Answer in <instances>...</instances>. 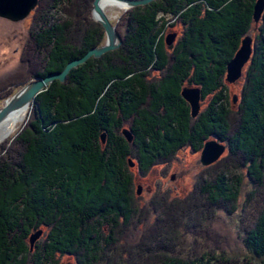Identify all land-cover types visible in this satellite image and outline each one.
Wrapping results in <instances>:
<instances>
[{"label":"trees","instance_id":"trees-1","mask_svg":"<svg viewBox=\"0 0 264 264\" xmlns=\"http://www.w3.org/2000/svg\"><path fill=\"white\" fill-rule=\"evenodd\" d=\"M48 1L56 10L71 0ZM256 2L154 0L134 7L128 12L122 47L88 59L66 81L56 79L36 96V117L21 136L25 150L16 163L0 158V264H55L57 253L74 255L78 264H98L100 244H114L115 228L133 218L130 168L137 163L147 170L157 158L185 144L201 149L211 139L226 143L231 155L242 157L239 165L255 185L247 200L261 189L264 193V11L256 22ZM47 12L40 14L36 40L48 52L49 64L36 76L61 71L72 59L103 45L102 31L88 33L73 45L69 23ZM167 14L180 17L182 53L199 59L201 67L185 84L167 75L168 81L156 80L145 89L148 82L141 69L166 61L162 32ZM247 35L253 37V52L234 126L225 105L227 63ZM186 87L200 89L196 116L182 94ZM137 92L150 100L149 107L141 108L142 98L137 104ZM207 95L212 96L210 103L201 110ZM229 172L205 187L213 203L239 201L244 174L234 178ZM106 231L109 236L104 238ZM245 243L258 264H264V204ZM159 264L236 263L206 254L170 257Z\"/></svg>","mask_w":264,"mask_h":264},{"label":"rangeland","instance_id":"rangeland-1","mask_svg":"<svg viewBox=\"0 0 264 264\" xmlns=\"http://www.w3.org/2000/svg\"><path fill=\"white\" fill-rule=\"evenodd\" d=\"M94 1L71 0L53 10L50 1L39 0L34 9L23 18L13 20L0 15V109L21 88L46 76H36L37 71H42L49 64L48 52L36 40L40 31L39 17L43 12L53 14L58 22L69 23L68 38L75 46L81 43L86 34L96 31L105 33L103 44L106 43V31L97 19ZM134 7L137 6L124 8L112 2L103 9L121 38H124L127 26L130 25L128 12ZM166 16L168 23L163 36L168 39L176 32L178 38L174 41L175 46L184 31V25L178 15ZM92 26H96V29ZM120 47L122 45L116 49ZM116 49L97 57L92 54L88 59L102 58L104 54ZM114 56L117 57V54ZM248 65L247 61L238 81H226L224 87L227 96L225 105L231 110L230 120L234 126L238 121L240 91L246 79ZM66 79L58 80L64 82ZM52 83L40 90L36 96ZM211 95L204 97L202 108L208 106ZM36 96L28 106L25 119L1 140V159L16 163L25 150V145H22L25 141L21 136L27 134L25 130L36 117ZM9 118L8 116L1 124ZM125 126L128 127L129 123H125ZM218 143L224 145L226 150L210 164L202 162L205 144L198 153L192 152L193 148L185 144L168 156L157 158L158 161L147 170L140 169L137 163L130 168L133 180V218L128 224L120 222L115 228L114 234L112 233L114 244L106 248L100 244L98 264H159L170 257L197 259L206 254L215 255L217 258L224 255L236 264H258L259 260L252 257L246 246L245 235L256 222L259 210L264 204V193L261 189L253 199L247 200L248 192L255 185L248 179L246 172L244 173L246 167L239 165L242 159L235 154L231 156L226 143ZM133 155L137 156L135 151ZM229 170L231 172L228 175L232 174L234 178L239 173L244 174L239 201L213 203L205 187L211 186L219 175ZM103 225L104 230H108V225ZM108 236L106 231L103 237ZM44 239L42 237L41 240ZM55 259V264H78L74 255L65 253H57Z\"/></svg>","mask_w":264,"mask_h":264},{"label":"water","instance_id":"water-1","mask_svg":"<svg viewBox=\"0 0 264 264\" xmlns=\"http://www.w3.org/2000/svg\"><path fill=\"white\" fill-rule=\"evenodd\" d=\"M102 0L94 1V10L97 19L104 26L107 41L105 44L95 46L88 50L82 56L75 58L68 62L65 68L60 72H50L45 77L37 78L35 81L27 84L15 93L6 104L0 109V123L6 119L13 111L27 106L34 100L36 94L44 89L48 84L55 79L65 80L67 74L75 65L86 61L92 54L97 56L103 53L116 49L120 46L122 38L116 28L112 25L101 5ZM125 3L127 6H139L147 4L153 0H116ZM39 0H0V15L4 17L17 20L25 17L37 5ZM264 11V0H257L254 7V18L258 22ZM174 40V36H170L167 42L170 44ZM253 52V37L250 35L242 39L241 46L238 48L232 59L227 63V80L234 82L241 77L244 65L250 59ZM182 94L185 99L189 101L192 107V116H196L200 109V89L198 88H184ZM128 140H132V135L125 132ZM226 150L225 146L215 140H208L205 143L202 151V162L210 164L216 161L222 153ZM133 165V164H132ZM141 190L138 191L140 193Z\"/></svg>","mask_w":264,"mask_h":264},{"label":"flooded vegetation","instance_id":"flooded-vegetation-1","mask_svg":"<svg viewBox=\"0 0 264 264\" xmlns=\"http://www.w3.org/2000/svg\"><path fill=\"white\" fill-rule=\"evenodd\" d=\"M162 34H163V32H162ZM171 36H174V40L172 41V43L169 44L167 42V39H166V43L168 45H166V43H165V46L163 47L165 55H166V61H165L164 66H159V64H155L153 66L149 65L144 70L141 69L143 71V73H145L144 81L148 82L145 85V89L148 87L150 88L149 85H156V84H154V83H157L156 80H159L158 82H160V81L162 82L163 80L168 81L167 79H169V77L166 79L167 75L170 77H174V79L176 81H178L179 84H185L188 81V79H190V77L196 75V73L199 71V68L201 67V65H200L201 62L198 61L199 59H196L195 57H192L189 59L187 53L185 55L182 53V50H184V48H182L180 45V43L182 41V38H181L182 34L179 36L180 39L175 46H174V41H176V39L178 38V34L176 32H174L171 34ZM179 46L181 47V49H179ZM189 64H190V66L188 67ZM168 91H170V90H168ZM138 92L136 95L137 96V98H136L137 104H139L138 102L142 98L141 108H145L146 106L149 107L151 104L150 100L148 98H144L143 93H142V97H141V95L139 96ZM138 99H139V101H138ZM185 100H186V104H187L188 101H187V99H185ZM203 100L201 101V104L203 103ZM209 103L210 102H208V105H209ZM169 108L171 109V104L169 105ZM203 109L204 108H202V105H201V110H203ZM189 146L191 148H193L192 152H197L198 150H201V149L194 148L191 145H189Z\"/></svg>","mask_w":264,"mask_h":264},{"label":"bare ground","instance_id":"bare-ground-1","mask_svg":"<svg viewBox=\"0 0 264 264\" xmlns=\"http://www.w3.org/2000/svg\"><path fill=\"white\" fill-rule=\"evenodd\" d=\"M114 3V4H118L122 7H127V5L123 2H119L116 0H102L101 1V5L104 9V7L109 4V3ZM213 13V12H212ZM212 15V14H211ZM224 15V14H223ZM149 37V36H148ZM124 39L122 38V41ZM122 43V42H121ZM123 44V43H122ZM121 45V44H120ZM258 57V56H257ZM259 64V63H258ZM102 67V66H101ZM80 75V74H79ZM263 76V75H262ZM182 89V88H181ZM183 102V101H182ZM185 102V101H184ZM242 102V101H241ZM241 105V104H240ZM28 106H23L20 109H17L15 111H13L10 115H9V119L0 125V142L1 140H3L12 130L16 129L19 124L25 119L26 115H27V110H28ZM241 108V106H239ZM200 110V109H199ZM247 110V109H246ZM237 111V110H236ZM29 112V111H28ZM16 113V115H14ZM186 113V112H185ZM231 113V112H230ZM235 115V114H234ZM174 116V115H173ZM7 118V117H6ZM198 118V117H197ZM205 118V117H204ZM215 123V122H214ZM135 125V124H134ZM214 125V124H213ZM262 125V124H261ZM199 128V127H198ZM110 131V130H109ZM154 134V133H153ZM158 135V134H157ZM113 141V140H112ZM111 145V144H110ZM237 151V150H236ZM239 152V151H238ZM259 152V151H258ZM261 152V151H260ZM244 153V152H243ZM242 154V153H241ZM246 155V154H245ZM244 155V156H245ZM232 156V155H231ZM234 157V156H233ZM242 158V157H241ZM229 178V177H228ZM233 178V177H232ZM255 179V178H254ZM239 180V179H238ZM232 183V182H231ZM263 185V184H262ZM260 186V185H259ZM222 207V206H221ZM197 212V211H196ZM222 218V217H221ZM178 224V223H177ZM208 224V223H207ZM216 233V232H215ZM188 236V235H187ZM213 239V237H212Z\"/></svg>","mask_w":264,"mask_h":264}]
</instances>
